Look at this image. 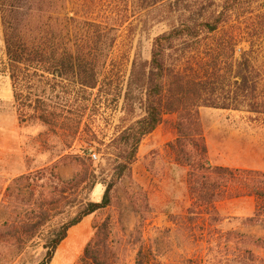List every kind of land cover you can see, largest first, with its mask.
<instances>
[{"label": "trees", "instance_id": "trees-1", "mask_svg": "<svg viewBox=\"0 0 264 264\" xmlns=\"http://www.w3.org/2000/svg\"><path fill=\"white\" fill-rule=\"evenodd\" d=\"M216 1L0 0L5 70L19 125L40 124L65 143L51 173L57 185L53 190L71 195L65 217L55 223L63 214L54 212L57 197L37 188L36 175L14 179L7 199L30 210L24 218L11 211L0 226V240L14 248L2 264H12L32 247L44 253L38 264H52L71 229L111 207L112 193L129 177L142 141L171 121L176 138L167 148L188 170V216L203 225L199 237H208L210 244L225 238L228 247L238 236L260 253L247 249L249 264H264V239L233 232L223 236L218 230V205L241 198L256 201L255 213L244 226L264 225V172L211 165L200 115L209 108L264 118V11L256 10L258 0ZM110 4L114 8L100 16L98 11L110 9ZM161 9L179 24L157 36L150 59L135 58L126 86H116L109 94L110 103L122 100L126 114L140 107L143 115L119 126L109 144L100 143L98 150L108 158L105 166H95L89 157L93 146L75 145L94 94L107 97L103 91L112 87L107 69L120 31L145 12ZM64 167L76 169L70 180L58 174ZM99 184L105 192L100 202H93L90 193ZM178 219L186 218H175L177 225ZM94 230L75 264H123L112 242L110 220Z\"/></svg>", "mask_w": 264, "mask_h": 264}, {"label": "rangeland", "instance_id": "rangeland-1", "mask_svg": "<svg viewBox=\"0 0 264 264\" xmlns=\"http://www.w3.org/2000/svg\"><path fill=\"white\" fill-rule=\"evenodd\" d=\"M216 4L219 5V0ZM113 6L110 4V9L98 11L100 16L108 15ZM216 8L214 6L211 11ZM256 10L264 11V0H258ZM162 11L145 12L128 22L120 31V40L107 69L112 87L103 91V94L107 92V97L94 94L92 106L84 120L85 127L75 145L76 149L82 143L93 146L89 157L96 153L98 160L93 161L95 166L101 163L105 166L108 158L103 156V151L98 150L101 148L100 143L109 144L117 135L119 126L143 115L140 107L136 108L133 115L126 114L122 100L118 105L110 103L112 97L109 94H113L116 86H126L133 60H149L154 39L179 24V19ZM5 63L0 15V226L9 219L11 211L15 210L17 217L24 218L30 210L29 205L11 204L6 197V189L14 179L30 174L39 178L38 189L42 188L49 198L55 195L59 200L54 212L63 214L59 219H54L53 222L57 223L65 217L71 199L69 191L61 195L53 190L57 185L52 179L55 173H51L54 164L64 153L65 143L40 124L19 125ZM200 115L211 165L264 172V118L244 112L209 108L202 109ZM175 138L176 132L171 121L158 127L142 141L137 162L129 177H125L112 193L111 207L86 218L71 229L52 264H75L93 237L94 227L107 219L112 225V242L119 248L123 264H249L245 253L247 249L251 248L260 254L238 236L233 237V243L228 247L224 243L225 238L210 244L208 237H199L205 231L203 225L194 216H188L191 207L188 170L174 161V156L167 148ZM102 150H105L104 147ZM75 172L74 167L58 170L63 180H70ZM107 174L105 172L103 177ZM61 190L62 187H59ZM104 192L105 187L97 185L90 193L91 201L100 202ZM78 196H82L81 192H78ZM255 210L254 198L219 204L222 222L218 230L223 236L233 232L264 239V225L244 226ZM179 217L186 219H178L180 223L177 225L174 220ZM188 230L194 232L191 238L189 235L192 234ZM11 245L0 240V264L13 255L14 248ZM43 254L40 248L32 247L12 264H38Z\"/></svg>", "mask_w": 264, "mask_h": 264}, {"label": "built area", "instance_id": "built-area-1", "mask_svg": "<svg viewBox=\"0 0 264 264\" xmlns=\"http://www.w3.org/2000/svg\"><path fill=\"white\" fill-rule=\"evenodd\" d=\"M90 156H91V160L92 161L96 162L98 160V157H97L96 153H93Z\"/></svg>", "mask_w": 264, "mask_h": 264}, {"label": "crops", "instance_id": "crops-1", "mask_svg": "<svg viewBox=\"0 0 264 264\" xmlns=\"http://www.w3.org/2000/svg\"><path fill=\"white\" fill-rule=\"evenodd\" d=\"M210 163V162H209ZM230 168V167H229Z\"/></svg>", "mask_w": 264, "mask_h": 264}]
</instances>
